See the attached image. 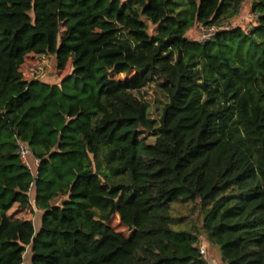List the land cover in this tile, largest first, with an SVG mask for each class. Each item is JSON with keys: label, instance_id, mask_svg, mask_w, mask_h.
<instances>
[{"label": "trees", "instance_id": "trees-1", "mask_svg": "<svg viewBox=\"0 0 264 264\" xmlns=\"http://www.w3.org/2000/svg\"><path fill=\"white\" fill-rule=\"evenodd\" d=\"M246 1L0 0V264H207L201 237L264 264V0L252 30L222 26ZM30 54L72 77L26 81ZM33 188L38 223L12 218Z\"/></svg>", "mask_w": 264, "mask_h": 264}, {"label": "rangeland", "instance_id": "rangeland-1", "mask_svg": "<svg viewBox=\"0 0 264 264\" xmlns=\"http://www.w3.org/2000/svg\"><path fill=\"white\" fill-rule=\"evenodd\" d=\"M121 3L126 2L127 0H119ZM252 4L253 0H247L241 9V12L238 17L230 22H225L222 26L223 28H242L243 30L250 31L256 25V17L252 13ZM215 30V29H214ZM208 29L202 26H197L190 29L187 32V38L192 41L204 42L210 38ZM21 72L24 76V79L28 82H38L42 84H47L50 86H61L66 80L72 77L73 67L72 61H69L66 67L63 70L58 69L57 60L54 56H39L35 54H30L26 57L24 65L21 67ZM134 74L131 75H116L114 79L116 80H126L132 79ZM74 81V80H73ZM72 84V83H71ZM71 93H73L71 91ZM161 95L156 93V90L153 85L147 86L141 97L150 103L151 105V116L157 121H160L163 103L161 101ZM160 100V101H159ZM159 101V102H158ZM38 166L36 161L33 160L32 170L33 174L36 175ZM31 206L28 208L21 209L18 206H15L10 212L9 215L17 220H33L38 223L41 211L38 209L35 204V190L31 191ZM61 200H58L60 203ZM91 216V215H89ZM108 225L112 227L116 232L124 235L126 238H131L133 231H131L127 226H125L119 215L113 216ZM198 246L205 250V256H202L207 264H224L221 260L219 251L217 247L213 246L206 238L201 237L199 240ZM31 252L30 249L25 253L24 264H31Z\"/></svg>", "mask_w": 264, "mask_h": 264}, {"label": "built area", "instance_id": "built-area-1", "mask_svg": "<svg viewBox=\"0 0 264 264\" xmlns=\"http://www.w3.org/2000/svg\"><path fill=\"white\" fill-rule=\"evenodd\" d=\"M216 30L214 29H210L208 31L209 36L213 35L212 33H214ZM18 155L20 156L21 161L23 162V164L31 171L32 170V164H33V154L31 149L29 148V146L26 143L23 142H18ZM36 161L37 166L39 165V162L37 160ZM200 254L202 256H205L206 252L204 249H202V247L200 248Z\"/></svg>", "mask_w": 264, "mask_h": 264}]
</instances>
